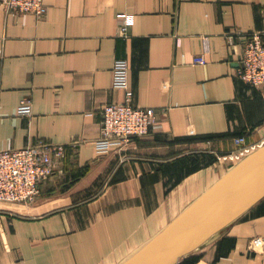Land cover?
Here are the masks:
<instances>
[{"label": "crops", "instance_id": "obj_1", "mask_svg": "<svg viewBox=\"0 0 264 264\" xmlns=\"http://www.w3.org/2000/svg\"><path fill=\"white\" fill-rule=\"evenodd\" d=\"M44 2L40 16L0 5V149L67 152L33 202H0V264H120L239 162L226 155L264 144V87L237 76L239 35L264 38V0ZM116 59L156 118L99 153L102 110L125 100ZM177 264H264V198Z\"/></svg>", "mask_w": 264, "mask_h": 264}, {"label": "built area", "instance_id": "obj_2", "mask_svg": "<svg viewBox=\"0 0 264 264\" xmlns=\"http://www.w3.org/2000/svg\"><path fill=\"white\" fill-rule=\"evenodd\" d=\"M0 5L16 13L32 12L39 16L46 10L44 0H0ZM119 17L122 19L120 34L126 36L133 16L120 14ZM239 37L243 45L237 76L247 83L264 87V38L257 32ZM193 60L200 64L207 62L203 52L196 53ZM113 82L115 87L125 90V100L108 103L102 110L101 136L96 141L99 153L109 152L114 147L123 148L134 138L146 136L156 118L153 107L133 103L134 91L129 83L128 60H115ZM31 111V98L25 97L17 112L28 115ZM235 142L243 145L245 137L238 136ZM255 149L254 146L244 145L225 157L240 161ZM66 152L67 145L46 141L16 149H0V201L33 202L40 195L42 184L57 172L60 159ZM254 243L259 241L254 240Z\"/></svg>", "mask_w": 264, "mask_h": 264}, {"label": "water", "instance_id": "obj_3", "mask_svg": "<svg viewBox=\"0 0 264 264\" xmlns=\"http://www.w3.org/2000/svg\"><path fill=\"white\" fill-rule=\"evenodd\" d=\"M264 198V144L120 264H177Z\"/></svg>", "mask_w": 264, "mask_h": 264}, {"label": "rangeland", "instance_id": "obj_4", "mask_svg": "<svg viewBox=\"0 0 264 264\" xmlns=\"http://www.w3.org/2000/svg\"><path fill=\"white\" fill-rule=\"evenodd\" d=\"M1 204H4L6 205V207L8 208H16V209H20L22 207V204L24 203H21V202H11V201H0Z\"/></svg>", "mask_w": 264, "mask_h": 264}, {"label": "trees", "instance_id": "obj_5", "mask_svg": "<svg viewBox=\"0 0 264 264\" xmlns=\"http://www.w3.org/2000/svg\"><path fill=\"white\" fill-rule=\"evenodd\" d=\"M190 261V260H189Z\"/></svg>", "mask_w": 264, "mask_h": 264}]
</instances>
